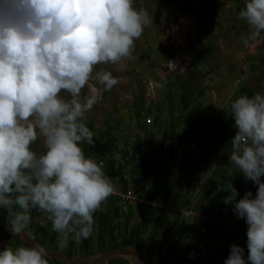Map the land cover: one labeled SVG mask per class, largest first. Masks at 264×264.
Masks as SVG:
<instances>
[{
	"label": "clouds",
	"instance_id": "obj_1",
	"mask_svg": "<svg viewBox=\"0 0 264 264\" xmlns=\"http://www.w3.org/2000/svg\"><path fill=\"white\" fill-rule=\"evenodd\" d=\"M238 18L249 28L243 46L258 43L264 0H243ZM152 23L135 0H0V209L12 236L33 209L47 214L61 248L69 234L77 243L92 235L94 213L115 188L102 162L85 153L94 144L85 116L119 82L111 70H94H122ZM227 113L236 130L228 159L258 187L238 200L236 188L226 189L224 203L248 226V255L232 244L224 264H264V91L238 96ZM45 256L42 247L5 245L0 264H48Z\"/></svg>",
	"mask_w": 264,
	"mask_h": 264
},
{
	"label": "rangeland",
	"instance_id": "obj_2",
	"mask_svg": "<svg viewBox=\"0 0 264 264\" xmlns=\"http://www.w3.org/2000/svg\"><path fill=\"white\" fill-rule=\"evenodd\" d=\"M135 6L147 10L153 23L136 40L131 56L121 62L122 70H116L113 65H98L94 70H111L119 82L104 92L102 99L86 114L88 127L102 140L124 143L121 138L129 132L138 136L147 134L142 123L150 118L154 123L156 113L168 110L181 95L189 105V113L181 115V122L190 123L192 136L212 126L210 119H216L235 135L228 105L240 95L252 96L264 91V33L258 43L243 46L241 37L249 31L246 22L238 18L243 0H135ZM126 111L133 112V116L123 118ZM152 130L156 132V126ZM33 147L42 151L39 141ZM225 163L236 174V168L224 155L214 161L213 171L195 172L192 188L182 182V191L189 190L193 199H199L198 203H192L193 200L190 204L175 206L179 210L175 231L191 222L201 237L191 244L195 248L187 264H192L201 244L203 251L197 257V264H224L232 244L245 248L247 261L248 226L244 219H237L233 205L224 203V198L230 195L226 190L230 185L223 180L232 173L223 169ZM239 175L244 178V186L236 188L237 200L247 191L255 194L258 187ZM192 207L207 220L189 221L187 211ZM225 209L230 212L228 216H223ZM170 224L173 226L174 221ZM237 231L238 235L234 236ZM187 237H182L181 244L187 245ZM164 257L165 260L156 257L155 262L172 264L178 259L170 248L165 249Z\"/></svg>",
	"mask_w": 264,
	"mask_h": 264
},
{
	"label": "crops",
	"instance_id": "obj_3",
	"mask_svg": "<svg viewBox=\"0 0 264 264\" xmlns=\"http://www.w3.org/2000/svg\"><path fill=\"white\" fill-rule=\"evenodd\" d=\"M188 109L189 105L180 95L168 110L156 113L154 123L153 120L142 123L147 134L138 136L129 132L121 138L124 143H110L94 134V144L83 146L86 155L102 162L104 172L115 188L114 194L94 213V230L89 238L77 243L69 234L67 246L61 248L58 243L61 237L51 231L47 214L37 209L32 210L31 220L23 233L12 236L4 226L7 213L0 209V249L5 245L31 247L30 241L35 247L44 248L46 253L61 252L81 262L94 261L113 251L135 250L157 264L156 257L165 260V249L170 248L178 257L172 264H187L191 259L189 254H193L195 248L191 244L201 237L191 222L175 231L179 213L175 206L190 204L193 200L192 203H198L199 199H193L189 190L182 191V182L189 183L185 186L192 188L195 172L213 171L214 161L230 154L234 137L216 119L209 120L212 126L206 131L192 136L190 123L181 122V115L188 114ZM132 116L131 111L122 114L123 118ZM153 126H156V132H152ZM223 165L225 171L232 172L223 182L234 188L243 187L244 178L240 177L238 170L235 169V174L229 164ZM194 209L187 211L189 221L200 218L205 222L207 217L198 215ZM229 213L228 209L223 210V216ZM173 233L178 239L175 240ZM185 235L188 236L187 245L180 242ZM202 248L201 244V248L196 249L192 264L198 263ZM45 259L48 264H71L56 256L46 255ZM93 264L142 263L130 253H120Z\"/></svg>",
	"mask_w": 264,
	"mask_h": 264
},
{
	"label": "water",
	"instance_id": "obj_4",
	"mask_svg": "<svg viewBox=\"0 0 264 264\" xmlns=\"http://www.w3.org/2000/svg\"><path fill=\"white\" fill-rule=\"evenodd\" d=\"M24 237L25 239H27V235L24 234ZM29 244L31 245V247H33L34 245L28 241ZM120 253H130V254H133V255H136L138 257H140L142 260H144L147 264H155L150 258H148L147 256H145L144 254H142L141 252H138V251H135V250H121V251H113V252H110L108 254H106L105 256L99 258V259H96L94 261H88V262H81V261H77L75 259H72L70 258L69 256H67L66 254L64 253H61V252H57V251H54V252H49V253H46V255H49V256H56V257H61V258H64L66 259L68 262H70L71 264H93V263H97V262H101L109 257H111L112 255H115V254H120Z\"/></svg>",
	"mask_w": 264,
	"mask_h": 264
},
{
	"label": "built area",
	"instance_id": "obj_5",
	"mask_svg": "<svg viewBox=\"0 0 264 264\" xmlns=\"http://www.w3.org/2000/svg\"><path fill=\"white\" fill-rule=\"evenodd\" d=\"M147 122H148V123H151V122H152V119H151V118H150V119H148V120H147Z\"/></svg>",
	"mask_w": 264,
	"mask_h": 264
}]
</instances>
